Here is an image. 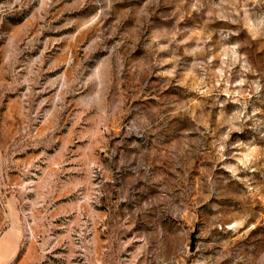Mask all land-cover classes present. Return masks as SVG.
<instances>
[{
    "label": "rangeland",
    "instance_id": "374dc122",
    "mask_svg": "<svg viewBox=\"0 0 264 264\" xmlns=\"http://www.w3.org/2000/svg\"><path fill=\"white\" fill-rule=\"evenodd\" d=\"M0 264H264V0H0Z\"/></svg>",
    "mask_w": 264,
    "mask_h": 264
}]
</instances>
